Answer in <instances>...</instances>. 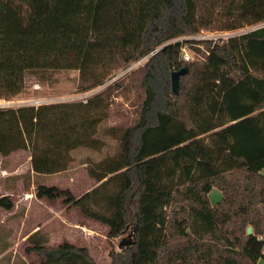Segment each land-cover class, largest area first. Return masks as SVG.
Wrapping results in <instances>:
<instances>
[{
    "label": "trees",
    "instance_id": "16d2710c",
    "mask_svg": "<svg viewBox=\"0 0 264 264\" xmlns=\"http://www.w3.org/2000/svg\"><path fill=\"white\" fill-rule=\"evenodd\" d=\"M263 22L264 0H0V99L19 94L32 71L75 69L85 92L158 48L142 68L144 99L118 153L87 167L98 185L74 196L40 184L35 197L61 198L109 237L129 231L110 264L264 259V26L203 41V62L182 61L170 42ZM182 68L174 91L171 73ZM109 96L110 87L77 104L0 108V155L29 150L35 173L66 170L70 151L92 141V125L70 124L67 108L94 110ZM213 188L221 192L214 204ZM12 207L0 197V210ZM27 241L39 264H98L85 247L46 246L38 231Z\"/></svg>",
    "mask_w": 264,
    "mask_h": 264
},
{
    "label": "rangeland",
    "instance_id": "374dc122",
    "mask_svg": "<svg viewBox=\"0 0 264 264\" xmlns=\"http://www.w3.org/2000/svg\"><path fill=\"white\" fill-rule=\"evenodd\" d=\"M260 26H264V22L232 30L229 37ZM208 30L220 31L212 28ZM212 44L214 43L211 42ZM201 46L193 56L194 62H203L201 58L207 48L204 43ZM138 60L113 70L103 84L85 92L78 88V71L75 69L26 73L24 88L10 99L13 108L77 104L108 87L110 96L101 107L94 110L67 108L70 124L92 125L88 139L92 141H86L85 145L70 151V162L66 170L53 174L35 173L31 167L29 150H18L7 156L0 155V197L9 196L13 202L10 210H0V264H39L35 253L25 251L29 245L27 237L35 231L47 237L46 246L49 247H56L63 242L85 247L92 260L98 264H110V254L121 250L119 245L122 240L130 239L129 231L115 238L109 237L107 226L84 217L77 208H66L61 198L53 201L38 199L34 190L40 184L55 185L61 189H69L74 196H79L98 185L88 176L87 167L118 153L121 132L140 113L144 99L141 86L142 68L146 61L139 63ZM34 84H38L37 89L33 88ZM220 198L221 193L214 188L212 204ZM172 208H176V204L166 208L168 214ZM176 243L177 239L175 245ZM260 264H264V261L260 260Z\"/></svg>",
    "mask_w": 264,
    "mask_h": 264
},
{
    "label": "built area",
    "instance_id": "2783aa9c",
    "mask_svg": "<svg viewBox=\"0 0 264 264\" xmlns=\"http://www.w3.org/2000/svg\"><path fill=\"white\" fill-rule=\"evenodd\" d=\"M229 32L231 31H213V30L201 29L199 32H196V33L178 36L177 38L172 39L170 42L171 43L178 42L180 44L181 60L185 62H191L193 61L192 59H193L194 54H197L198 52L196 48H201L203 41H209L212 43L219 42V41L222 42L230 38ZM156 51H158V48L154 49L149 54L140 58L138 62L140 63L142 61H147V59L151 55H153ZM208 53L209 52L205 50V55H203L201 58L203 61L206 59V56L208 55ZM33 88L37 89L38 84H34ZM8 107H12V102L10 100L0 99V108H8Z\"/></svg>",
    "mask_w": 264,
    "mask_h": 264
},
{
    "label": "water",
    "instance_id": "95a60500",
    "mask_svg": "<svg viewBox=\"0 0 264 264\" xmlns=\"http://www.w3.org/2000/svg\"><path fill=\"white\" fill-rule=\"evenodd\" d=\"M185 73V68H182V69H179L177 71H174L171 73V85H172V89L174 91H177V88H178V81H179V77L181 75H183ZM252 232V228L251 226H247L246 228V234L247 235H250ZM125 242L124 240H122V242L120 243L119 246H121V244ZM127 242H129V239L127 240Z\"/></svg>",
    "mask_w": 264,
    "mask_h": 264
},
{
    "label": "crops",
    "instance_id": "0c3cea01",
    "mask_svg": "<svg viewBox=\"0 0 264 264\" xmlns=\"http://www.w3.org/2000/svg\"><path fill=\"white\" fill-rule=\"evenodd\" d=\"M14 152H16V151H14ZM13 153V152H12ZM264 170V169H263ZM263 170H262V173H263ZM214 189V188H213ZM213 189L209 192V199H210V201H211V195H212V191H213ZM220 192V191H219ZM221 193V192H220ZM211 203H212V201H211ZM262 252H263V254H264V246H263V250H262ZM260 260H262V261H264V259H259L258 260V262H257V264H260Z\"/></svg>",
    "mask_w": 264,
    "mask_h": 264
}]
</instances>
